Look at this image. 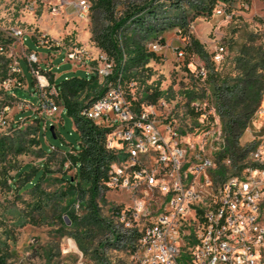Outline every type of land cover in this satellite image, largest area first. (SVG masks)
Here are the masks:
<instances>
[{
	"label": "rangeland",
	"instance_id": "374dc122",
	"mask_svg": "<svg viewBox=\"0 0 264 264\" xmlns=\"http://www.w3.org/2000/svg\"><path fill=\"white\" fill-rule=\"evenodd\" d=\"M84 1L90 4V12L81 20L69 4L74 0H0V45L4 48L0 53V119L5 122L0 125V260L4 264H75L80 256L89 264H101L95 251L101 228L87 223L86 197L69 191L62 180L64 174L72 177L75 172L63 162L65 151L49 146L68 149L67 144L77 145L73 121L62 106L51 120L45 119L37 107L35 89L39 75L49 82L51 77L60 82L86 75L81 65L67 63L66 52L82 48L90 56V71L100 53L104 54L92 41V29L105 27L106 18L93 9L92 0ZM143 1L115 0V18L130 4ZM200 1L154 2L156 20L148 19L147 23L160 33L157 41L161 39L164 48L155 53L157 59L140 69L137 81L121 86L125 100L136 112L148 105L145 95L158 92L156 103L149 105L154 106L155 123L163 138L177 142L189 156L211 157L218 170L219 155L227 146V113H233L241 103H233L231 97L241 100L244 88L250 82L256 84L259 102L252 114L248 110L240 120L246 127L237 141L238 158L228 156L229 163L228 159L222 162L227 168L224 176H229L250 164L251 152H264V0H228L222 15L197 17L193 6ZM52 7L58 8L57 15L51 14ZM150 34L142 40L146 49L154 41ZM43 36L60 47L35 46ZM190 38L198 42L201 52L184 49ZM178 50L183 51V57H178ZM216 55L221 58L218 63L214 62ZM16 66L19 72L14 70ZM199 67L206 70L204 78L196 76ZM94 94L85 91L77 100L88 105ZM54 101L59 104V97ZM201 114L205 118H200ZM45 124H52L60 138L53 140L47 132L46 140L40 143ZM232 160H237L240 169L236 170ZM27 165L31 170L23 173ZM40 168L45 174L39 184L24 187L32 171ZM130 204L127 194L105 191L98 199L100 218H109L113 206L125 208ZM155 212L156 207L149 211L151 216ZM71 214L76 225L69 221L64 224L62 221ZM116 230L123 232L119 226ZM127 244L105 248V261L125 264Z\"/></svg>",
	"mask_w": 264,
	"mask_h": 264
},
{
	"label": "built area",
	"instance_id": "2783aa9c",
	"mask_svg": "<svg viewBox=\"0 0 264 264\" xmlns=\"http://www.w3.org/2000/svg\"><path fill=\"white\" fill-rule=\"evenodd\" d=\"M69 4L79 19L88 18L87 1ZM50 12L57 15L58 8L52 7ZM223 12V5L216 4L212 15ZM45 37L37 47H60ZM163 48L157 39L147 46L154 53ZM3 51L0 45V53ZM177 55L183 57L184 53L178 50ZM65 57L67 63L81 65L86 75L93 73L100 85H106L105 93L80 115L105 132L104 149L113 156L106 180L99 185L100 194L123 192L131 200L125 208L110 209L115 226L123 230H116L121 237L115 247L128 242L125 264H264V152H251L250 164L235 174L216 176L211 157L189 156L177 142L163 138L155 123L153 105L137 112L131 108L124 98L120 76L109 81L113 61L100 53L90 71V56L82 48L66 52ZM34 59L33 55L31 61ZM220 59L216 55L214 62ZM14 70L19 72V66ZM196 76L204 78L205 68L199 67ZM35 89L37 107L45 119L51 120L60 112V105L54 101L59 97L57 88L39 75ZM200 118L205 116L201 114ZM4 123L0 119V125ZM165 130L171 133L169 128ZM153 207L156 212L151 216ZM142 220H146L142 228L136 229ZM75 264L89 263L80 256ZM101 264L107 263L103 259Z\"/></svg>",
	"mask_w": 264,
	"mask_h": 264
},
{
	"label": "trees",
	"instance_id": "16d2710c",
	"mask_svg": "<svg viewBox=\"0 0 264 264\" xmlns=\"http://www.w3.org/2000/svg\"><path fill=\"white\" fill-rule=\"evenodd\" d=\"M92 1L93 9L101 12L107 21L105 27H93L92 41L102 53L107 55L108 60L114 62V69L112 75L109 77V81L114 82L119 76L121 84L128 85L131 82L137 81V75L140 73V69H143L150 60L157 59L154 52L144 47L142 40L149 33H151L150 35L153 37V40L157 39L160 34L158 31L151 29L147 23L148 19L156 20L153 4L160 0H144L140 5L130 4L118 18L114 16L115 0ZM227 1L201 0L198 5L193 6L194 14L197 17L210 16L216 4L224 5ZM137 32H140L141 36ZM189 41L184 47L185 50L189 52H201V46L196 40L190 38ZM159 42L162 43V40L160 39ZM27 68L28 70L30 68L28 63ZM50 82L57 88L59 105L62 106L66 116L73 121L77 145L72 146L71 144H67L68 149H61L52 144L49 146L64 150L65 158L63 162H68L70 167L75 170L72 177H67L64 174L62 180L66 183L69 191H73L81 198L86 197L87 223L98 226L102 231L97 249L95 250L98 251L96 254L99 260L102 261L103 259L105 260L103 250L105 248L116 249L115 245L121 237L116 231L111 214L109 218H100L98 207V199L100 197L99 185L106 180L109 164L113 156L104 149L105 132L80 115V112L87 105H81L77 99L83 92L89 91L90 93H95L91 101L93 102L105 93L106 85H100L93 73L79 78L72 77L66 80L63 79L60 82L53 81V77H51ZM31 84L33 85V80ZM259 89L256 84L250 82L244 88L241 100L235 96L231 97L233 103L238 101L241 103L239 105L240 108L237 107L234 109L233 113H227V125L224 127L228 136L227 146L223 148L219 155L218 159L220 162L216 176L223 177L225 175L227 168L222 163L225 159L230 160L229 157L232 156L238 158L237 153L240 151V148L237 145V141L246 127L244 123H240V120L246 116L248 110H250L248 112L249 114L253 113L259 102ZM232 93L230 89L229 96ZM158 98V92L144 96V100L147 101L148 105L156 103ZM140 107L138 104V108ZM50 127L53 129L52 132H50ZM40 131V143L46 140L47 132H49L53 140L60 138L59 132L56 133L54 127L50 124H45L44 129ZM42 149L47 152L49 147L42 146ZM232 162L236 170L240 169L236 165L237 160H232ZM43 167L46 168L45 165ZM26 170H31V167L29 165L25 166L23 173H26ZM44 174L45 171L43 168L32 171L30 181H26L24 187H36L44 177ZM17 175L20 177L21 172L17 173ZM66 219L62 221L64 224H66V221H69L71 224L76 225V220L72 214L70 216L67 215ZM82 249L84 248L82 247ZM106 263L109 264L107 261ZM0 264H4V262L0 260Z\"/></svg>",
	"mask_w": 264,
	"mask_h": 264
},
{
	"label": "water",
	"instance_id": "95a60500",
	"mask_svg": "<svg viewBox=\"0 0 264 264\" xmlns=\"http://www.w3.org/2000/svg\"><path fill=\"white\" fill-rule=\"evenodd\" d=\"M52 130H53L52 127H50V132H52Z\"/></svg>",
	"mask_w": 264,
	"mask_h": 264
}]
</instances>
